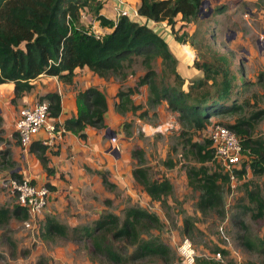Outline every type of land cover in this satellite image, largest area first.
<instances>
[{
    "label": "rangeland",
    "instance_id": "1",
    "mask_svg": "<svg viewBox=\"0 0 264 264\" xmlns=\"http://www.w3.org/2000/svg\"><path fill=\"white\" fill-rule=\"evenodd\" d=\"M204 1L206 4L201 5L203 10L192 21L181 20L179 14L174 30L167 22L158 26L157 21L154 30L167 40L171 35L175 37L174 32L180 36L184 34L185 43L179 42L180 45L176 46L172 41L171 45L166 42L178 59L176 68L184 78L181 87L186 92L190 90L191 83L205 78L203 70L195 65L196 62L208 63L213 70L220 65L234 77L230 102L242 104V111L238 114L213 116L199 127L189 126L181 120L178 112L169 107L166 100H157L156 89L146 84L132 96L139 109L122 113L117 110L120 97L115 95L136 87L145 69L136 64L133 67L135 72L126 79L111 75L106 80L110 93L107 97L114 109L111 116H117V120L109 116V122H113L114 126H107L118 137L121 156L125 154V146L131 152L142 149L149 176L152 179H170L174 185L173 193L165 202L153 200L133 176V169L139 164L138 159L127 152L131 158L128 159L129 163L124 159L116 163L114 154H109L113 164L110 166L114 169H100L97 172L99 175L107 172L111 180L114 175L122 184L109 189L102 183V188L90 196H86L84 191L80 192L76 200L70 201V207H56L52 214L45 209L39 234L33 235L26 228L25 221L11 219L8 224L0 227V264H183L177 246L186 237L192 240L197 250V263L222 248L229 251L226 256L222 254L225 263L264 264V251L259 247L260 240L264 238V217H253L257 211L256 204L248 196L250 192H264V174L254 175L249 169L235 186L226 183L223 191L224 208H217L207 197H203L200 190L190 185L187 169L200 164L194 160L190 147L185 148L188 139L204 143L216 124H233L240 117H251L254 114L257 119L260 116V119L255 121L252 136L264 138V116L261 112L264 111V0ZM94 14L92 8L82 10L81 26L89 32H92L96 21ZM135 19L143 22L141 17ZM232 31L236 32V37L228 41ZM184 50L188 54L186 57L182 54ZM154 68L159 73L160 83L164 82L166 86L174 83L170 70L162 64L161 59L154 62ZM215 74H212L204 88L195 90L193 95L208 89L215 91L212 85ZM216 75L217 80L222 81L223 73ZM35 89L36 84L31 92ZM104 92L107 94L106 90ZM41 96H38L36 102H40ZM12 98L0 97V207L11 209L18 205L17 196L11 187L13 174H20L18 168L21 164L29 166L28 159L23 158L24 151L15 131L17 116L11 119L13 105H16L12 103ZM2 114H6V118ZM12 145L21 147V150L17 152ZM114 148L116 146L111 149ZM246 158L249 159V156ZM207 165L212 170L219 169L216 161L208 162ZM130 207H142L159 216L161 223L141 228L140 238L159 240L168 245L170 250L167 254L137 257V244L130 239H115L109 234L95 242L81 231L83 227H93L101 216L108 213L116 214L123 220L125 211ZM48 216L67 225L68 235L49 239L42 237V227ZM187 221L190 222L189 228ZM74 228H79L80 233H76ZM106 246L113 247L123 260L112 261L102 250Z\"/></svg>",
    "mask_w": 264,
    "mask_h": 264
},
{
    "label": "trees",
    "instance_id": "2",
    "mask_svg": "<svg viewBox=\"0 0 264 264\" xmlns=\"http://www.w3.org/2000/svg\"><path fill=\"white\" fill-rule=\"evenodd\" d=\"M202 2L203 0H141L138 11L141 16L150 20L167 22L174 30L177 16L181 14V20L192 21L198 17ZM90 8L95 13V19L100 21L102 26L112 28L111 32L97 37L95 33L81 26L82 10ZM102 8L103 1L100 0H0V84L14 83L13 104L34 89L33 80L41 75L57 76L64 83L73 84L76 69L88 67L102 78L113 75L126 79L129 74L135 72L133 67L140 64L145 69V74L139 77L136 87L117 94L120 97L117 110L122 113L136 112L139 109L132 96L146 84L156 89L157 100L158 98L166 100L169 107L178 112L181 120L189 126L199 127L213 116L238 114L242 111V104L230 102L234 77L229 70L220 65L213 70L212 65L208 63L196 62L195 65L203 70L205 78L191 83L190 90L186 92L181 87L184 78L176 68L178 59L166 40L147 24L133 21L126 14H122L115 23L101 13ZM174 33L178 42L185 43L184 34L180 36L177 32ZM157 59H161L162 64L170 70L174 82L172 85L166 86L164 82L158 81L159 73L154 68ZM214 73L224 75L222 81L217 80L216 74L213 76L212 85L215 86V91L208 89L193 95L195 90L198 91L207 85L206 82L211 80ZM44 101L49 102L50 117L58 118L62 113L61 95L56 91L47 92L40 97V102ZM77 104L78 115L65 121L66 131L87 140L88 126L108 128L106 124L108 98L99 87L93 85L79 91ZM261 112L264 116V111ZM256 117L255 114L251 117H240L233 124H225L241 136L244 152L249 156V160L242 168L235 170L239 179L244 178L249 169L254 175L264 174V138L252 136L255 121L260 119V116L258 119ZM188 147L194 160L200 164L189 166L187 169L190 185L200 190L211 204L217 208H224V186L231 183V179L229 174L221 171L220 166L219 169L212 170L207 165L215 157L211 141L206 139L202 143L188 139L185 148ZM47 150L48 146L40 141H35L30 146V152L36 155L47 174L52 175L55 169L49 165ZM131 154L139 163L132 172L135 180L153 200L165 202L174 191L171 180L152 179L149 176L142 149H134ZM100 175L107 188L117 186L109 179L107 172H101ZM13 178L22 177L14 173ZM46 185L51 190L55 189L50 183ZM248 196L256 204L257 211L253 217L263 218L264 192H250ZM13 218L27 220V210L20 205L13 209L0 207V227L8 224ZM160 223L157 214L142 207H130L125 211L123 220L116 214L108 213L101 216L93 227L86 226L81 231L95 242L109 234L115 239H130L137 244L135 252L137 257L163 256L169 252L170 247L159 240L141 239L139 231L145 226ZM189 223L187 221L188 228ZM74 231L80 233L79 228H74ZM41 233L46 239L67 236L69 228L58 219L48 216ZM259 247L264 251V238L260 240ZM102 250L114 262L123 260L111 246H106ZM219 251L224 256L229 254L228 249L219 248ZM198 264L236 263L233 261L225 263L208 257L201 259Z\"/></svg>",
    "mask_w": 264,
    "mask_h": 264
},
{
    "label": "crops",
    "instance_id": "3",
    "mask_svg": "<svg viewBox=\"0 0 264 264\" xmlns=\"http://www.w3.org/2000/svg\"><path fill=\"white\" fill-rule=\"evenodd\" d=\"M125 1L127 3L124 8L128 9L130 12H132L133 8L139 9L141 4V0ZM117 3L118 2L116 0H110L107 3L103 2V8L101 9V13L107 18L113 20L115 23L119 18L116 10L114 9V6ZM140 17L145 24L155 29L154 27L156 26V23L154 20H150L141 15ZM131 19L133 21H137V19L132 17ZM158 24V26H160L166 24V22L163 21L159 22ZM100 28L102 29L101 31L99 30ZM96 30L105 35L111 32L112 28L102 26L99 22L96 24ZM157 33L160 34V32ZM160 35L162 36V34ZM171 36L168 38V40L165 39L164 36L162 37H164L168 43L170 42V45L172 43H174L176 46L180 45L176 38ZM182 54L185 57L188 56L185 50L182 52ZM75 72L76 75L73 84L64 83L60 81L57 76L49 77L46 75H41L38 77V79L33 82L34 85L36 84V89L31 93H25L21 98L17 99V102L15 103L16 105H13L14 110L11 111V119L16 118V116L18 117L19 112L23 107L34 105L39 95H45L50 91H56L61 95L62 98V113L58 118L53 120L58 124L59 128H62L67 119L76 117L78 115L77 94L79 91L94 85L99 87L102 91L106 90V96L110 95L107 88V78L98 76L88 67L77 68ZM48 80L50 81L47 83ZM14 87L15 85L13 82L0 84V97H14ZM115 96H117V94ZM109 101L110 99L108 100V103ZM17 108L19 109L17 110ZM112 111H114V109L112 104L109 103L106 124L111 127L114 126V123L109 122V116L114 118V121L117 120V116H111L114 113ZM2 116L6 118V114H2ZM9 119L10 116L7 117L8 121ZM107 130L108 129H98L88 126L86 128V133L88 135L87 140L81 139L70 131L63 133L62 140L56 138L51 144L48 145L47 150V155L50 161L49 165L55 169V173L52 175L47 174L36 155L30 152V147L24 148L21 145L22 151H24L23 158L28 159L29 161V166L24 163L23 166L21 164V166L18 168L22 177L30 176L31 178H35L39 183H50L55 186V189L52 190L51 199L46 208L47 213H55L56 207L59 209L60 206L63 208L68 206L70 207V201L76 200L82 191L87 193L86 196H90L95 191L102 188L103 181L97 171L100 169H114L112 167L113 164H111V159L108 156L109 154L113 156V151L111 149L113 145L111 144ZM43 135L44 134H41L39 137H43ZM21 147H15L12 145V148H14L17 152L21 150ZM127 152L129 154L131 151L128 146H125L124 156H121V154L120 156L114 155L116 163H119V161L122 162L121 159H124L128 164V159L131 158ZM111 171L113 172V170ZM111 181L116 185L122 184L121 180H116L114 175ZM87 199H89V197Z\"/></svg>",
    "mask_w": 264,
    "mask_h": 264
},
{
    "label": "built area",
    "instance_id": "4",
    "mask_svg": "<svg viewBox=\"0 0 264 264\" xmlns=\"http://www.w3.org/2000/svg\"><path fill=\"white\" fill-rule=\"evenodd\" d=\"M109 1L104 0L105 3ZM116 1L118 3L114 6V9L118 17L122 14H126L134 19L140 17L138 9L133 8L132 12H130L124 8L127 3L125 0ZM137 21L139 22V20ZM99 22L95 21L94 27L91 29L92 33H95L97 37L103 35L96 30V24ZM15 131L24 148L30 147L35 141H40L48 146L56 138L62 140L63 133L66 132L64 125L62 128H59L58 124L50 117L48 101L36 102L32 106L23 107L17 117ZM41 134H44L43 137H39ZM209 140L211 141V148L215 152L214 160L221 167L223 173L230 175L231 184L235 186L239 180L235 170L242 168L243 164L249 160L246 158L247 155L244 152L241 136L225 124H216L210 130ZM110 141L113 147L116 146L120 150L117 135L111 137ZM11 187L13 193L17 196L18 205L27 210L28 218L24 222L26 228L33 235L35 233L39 234L43 213L51 198L52 190L46 183H39L35 178H31L30 176H24L21 179L13 178L11 180ZM177 253L183 264H198L197 250L190 238L186 237L179 242ZM209 257L224 261L220 251Z\"/></svg>",
    "mask_w": 264,
    "mask_h": 264
},
{
    "label": "water",
    "instance_id": "5",
    "mask_svg": "<svg viewBox=\"0 0 264 264\" xmlns=\"http://www.w3.org/2000/svg\"><path fill=\"white\" fill-rule=\"evenodd\" d=\"M208 3V2H207ZM206 4V1H204L203 0V2H202V5H205ZM203 10V7L201 6L200 7V11H202ZM210 14V12L208 13V14H206L207 16ZM236 37V32L235 31H232V36H230V37H228L227 38V40L228 41H231L232 39H234ZM108 136L111 138V137H113V136H115L116 135V133L114 132V131H112L110 128H108ZM113 154L115 155V156H120V151L117 149V148H114L113 150Z\"/></svg>",
    "mask_w": 264,
    "mask_h": 264
},
{
    "label": "bare ground",
    "instance_id": "6",
    "mask_svg": "<svg viewBox=\"0 0 264 264\" xmlns=\"http://www.w3.org/2000/svg\"><path fill=\"white\" fill-rule=\"evenodd\" d=\"M190 55V54H189ZM192 57V56H191ZM194 57V56H193Z\"/></svg>",
    "mask_w": 264,
    "mask_h": 264
}]
</instances>
